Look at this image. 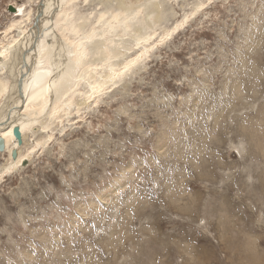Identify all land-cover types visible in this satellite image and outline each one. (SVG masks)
Masks as SVG:
<instances>
[{
  "label": "rangeland",
  "instance_id": "1",
  "mask_svg": "<svg viewBox=\"0 0 264 264\" xmlns=\"http://www.w3.org/2000/svg\"><path fill=\"white\" fill-rule=\"evenodd\" d=\"M147 3L142 64L0 174V264H264V0Z\"/></svg>",
  "mask_w": 264,
  "mask_h": 264
},
{
  "label": "bare ground",
  "instance_id": "2",
  "mask_svg": "<svg viewBox=\"0 0 264 264\" xmlns=\"http://www.w3.org/2000/svg\"><path fill=\"white\" fill-rule=\"evenodd\" d=\"M96 1L106 9L94 14L88 29L89 19L81 8L92 6V1L57 0L52 12L55 0H25L11 7L13 19L1 34L9 31L12 38L7 49L0 45V164L3 160L5 165L0 174L22 169L36 150L67 132L75 118H83L155 46L150 45L156 37L153 22L145 20L153 3L115 0L112 7L109 0ZM151 15L152 11L148 18ZM35 21L40 22L36 29ZM159 21L163 22L160 15L154 18ZM44 28L55 36V51L48 46ZM170 32L164 30V35ZM62 41L70 52L67 61L59 46ZM10 47L14 50L9 53Z\"/></svg>",
  "mask_w": 264,
  "mask_h": 264
},
{
  "label": "water",
  "instance_id": "3",
  "mask_svg": "<svg viewBox=\"0 0 264 264\" xmlns=\"http://www.w3.org/2000/svg\"><path fill=\"white\" fill-rule=\"evenodd\" d=\"M10 10H11V8H10ZM40 24V22H38V21H35L34 22V24H33V28L34 29H36V28H38V25ZM34 31V30H33ZM52 35V34H51ZM21 94H20V98H21ZM14 135L16 136V138H17V140L20 142V139H21V137H20V134H19V131H18V129L17 128H14ZM13 157H14V154H13Z\"/></svg>",
  "mask_w": 264,
  "mask_h": 264
}]
</instances>
